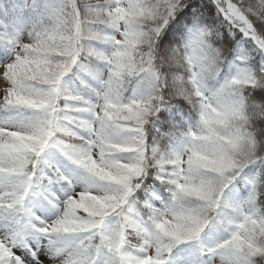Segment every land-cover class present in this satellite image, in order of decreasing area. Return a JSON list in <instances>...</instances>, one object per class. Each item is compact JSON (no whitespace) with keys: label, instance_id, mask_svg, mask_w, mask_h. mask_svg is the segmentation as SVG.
<instances>
[{"label":"snow or ice","instance_id":"obj_1","mask_svg":"<svg viewBox=\"0 0 264 264\" xmlns=\"http://www.w3.org/2000/svg\"><path fill=\"white\" fill-rule=\"evenodd\" d=\"M31 3L38 12L29 38H0L7 50L6 58L0 57V264H214L217 257L220 264H256L264 259V145L245 131L247 124L231 126L237 109L217 108L210 99L214 89L204 82L205 70L222 59L212 45L232 37L235 59L224 62L217 87L242 88L245 97L252 93L251 100H264V28L257 23L264 0ZM174 45L183 46L190 68L185 76L198 93L189 99L199 131L193 134L194 124L181 115L161 148L148 140L152 129L160 131L159 114L180 113L155 88H129L125 73L175 59ZM89 58L102 70L90 69ZM74 68L97 84L91 97L65 86ZM254 107L264 113V104ZM239 114L247 119L243 109ZM52 153L80 170L79 190L64 197L53 191V185L72 181ZM152 173L168 197L145 188L147 211L141 216L129 202ZM239 181L247 185V197L228 199L226 193ZM188 197L213 212L194 215L191 231L173 228L183 219L179 202ZM34 200L54 210L53 218L38 215L30 204ZM211 228L227 232L215 246L203 241ZM133 234L143 243L133 246Z\"/></svg>","mask_w":264,"mask_h":264},{"label":"clouds","instance_id":"obj_2","mask_svg":"<svg viewBox=\"0 0 264 264\" xmlns=\"http://www.w3.org/2000/svg\"><path fill=\"white\" fill-rule=\"evenodd\" d=\"M248 3L254 2V0H247ZM257 23L260 27L264 28V16L260 18ZM211 37H209V43ZM177 49V56L172 60H165L159 64L155 69H145L141 67H131L125 73L128 77V87L132 89H144L151 90L155 88L156 93L160 97H165L168 102L171 100H183L189 106L190 111L194 115H197L193 109V104L190 102L189 97L192 100L198 93L193 92L191 85V77L185 76V72L190 68L186 67L185 54L182 51V45H174ZM213 49H219L222 59L214 65L212 68H208L204 73V82L209 89H214L211 94V102L217 106V108H236L237 118L231 121V126L234 128H242L245 124L248 127L245 131H251L257 138L258 145H264V113H257L254 107L257 104H264V100H251L252 93H249L245 97V90L242 88H231L220 86L217 87V81L223 71V64L228 59L230 49L224 45H212ZM138 63V62H137ZM264 78V77H262ZM243 109V113L246 114L247 119H242L239 112ZM193 134L199 131L193 125ZM243 147V146H242ZM104 174H101L103 178ZM180 207L184 210L181 214L183 219L180 224L172 225L173 228L182 227L185 231H191L194 228L192 217L196 214L211 215L213 210L204 207L199 201L194 198L188 197L179 202ZM171 224L172 217H169ZM133 236H135L133 234ZM132 236V237H133ZM137 237V236H135ZM138 244H142L143 240L139 237ZM131 243V241H130ZM136 246V245H133ZM214 264H220V260L217 257ZM256 264H264V259H260Z\"/></svg>","mask_w":264,"mask_h":264},{"label":"rangeland","instance_id":"obj_3","mask_svg":"<svg viewBox=\"0 0 264 264\" xmlns=\"http://www.w3.org/2000/svg\"><path fill=\"white\" fill-rule=\"evenodd\" d=\"M38 2L43 3V0H38ZM83 2H88V0H83ZM92 2H95V0H92ZM37 12L38 9L32 6L31 0H0V38L27 40L29 38L30 27L37 19ZM6 56L7 50L3 44H0V57L6 58ZM85 63L92 70H102V65L94 59L89 58L87 61H85ZM226 74L227 70L225 72V75ZM82 80L84 83H81ZM64 83L69 90L79 92L86 98L91 97V90L97 88L95 81L82 75L75 68L65 77ZM2 87L3 84L0 83V88ZM172 111L178 112L180 115H177L173 118V116L170 115V112L166 110L167 119L164 121V124L167 127L165 130L161 131V135L162 133L164 135H162V139L157 143L161 148H164L168 145L169 139L166 134L172 129L173 123L180 120L181 115L189 123H195L194 114L191 113L189 106L184 109L178 105H173ZM51 158L55 163H57L59 167H61L65 176H67L72 181V185L66 191V194L73 189L79 190L80 177L82 175L80 170L68 161L64 160L57 153H52ZM247 171L249 175L255 174V169H249ZM156 190L159 192L162 198L165 200L167 199L168 191L166 188L162 186V190ZM53 191L58 192V190H54V187ZM248 191L247 185L243 181H239L232 186L231 190L228 191L226 195L228 199L238 201L246 198ZM30 204L34 206L38 215H42V218H53L54 210L50 209L45 202L34 200L30 201ZM129 204L134 211L138 212L141 216H145L147 210L143 207V205L138 206L134 202H129ZM157 207H159V203H157ZM226 237L227 232L223 228H211L203 234V241L209 246H215ZM130 241L133 245H137L139 243L138 238L135 236L130 237ZM203 259L207 260L208 258L203 257Z\"/></svg>","mask_w":264,"mask_h":264},{"label":"trees","instance_id":"obj_4","mask_svg":"<svg viewBox=\"0 0 264 264\" xmlns=\"http://www.w3.org/2000/svg\"><path fill=\"white\" fill-rule=\"evenodd\" d=\"M224 46H226L227 48L231 49L233 47H235V40L232 39V37H226L225 38V44ZM236 54H233L231 51L229 52V60L234 59ZM260 57L256 56L254 57L255 60V67L259 66V62H260ZM170 105H178L181 108H187V104L185 103V101L183 100H171ZM167 119L166 116V110H162V112L159 114V118L157 121V125L156 127L160 129L159 132H157L155 129H152L151 132L149 133L148 136V140L149 143H151L153 140L156 141V143H158L161 139H162V135H161V131L166 129V125L164 124V121ZM54 190H58L54 191L56 193V195L60 196V197H64L66 195V191L70 188L69 185L61 182L59 184H55L53 185ZM145 188H154V189H159L162 190V186L159 184L158 181L155 180V174L152 173L150 174L148 177L145 178L144 181V186H142V188L140 190H138L134 197L130 200V202H134L135 204H137L138 206H142L143 205V201L145 199ZM261 192H264V187H261L260 189ZM261 200H264V195L261 196Z\"/></svg>","mask_w":264,"mask_h":264}]
</instances>
